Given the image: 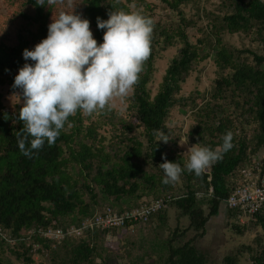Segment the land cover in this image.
Segmentation results:
<instances>
[{
	"label": "trees",
	"instance_id": "16d2710c",
	"mask_svg": "<svg viewBox=\"0 0 264 264\" xmlns=\"http://www.w3.org/2000/svg\"><path fill=\"white\" fill-rule=\"evenodd\" d=\"M14 1V18L0 30V85L13 84L19 69L26 62L32 63L24 60L23 50L33 49L46 38L52 17L61 9L73 11L66 3L47 8L35 0ZM160 1L168 10L164 18H155L152 4L146 0H74V11L90 21L98 43L105 30L97 27V18L106 20L110 12H140L154 22L151 55L127 107L131 120L122 125L119 133L111 134V141L106 143L99 132L106 123V114L96 121L77 111L68 118L53 145L45 143L29 158L21 153L17 142V137L23 135V123L17 119L22 106L7 109L0 94V264H12L5 251L14 254L13 264H117L116 259L125 257L130 261L137 247L134 236L145 232L155 218L164 222L171 205L179 211L177 220L188 217L187 226L181 228L177 223L163 238L155 234L150 239L145 234L138 241H150L146 248L141 246L140 261L207 264L196 240L205 235L209 218L219 212L235 189L237 184L231 178L259 151L264 165V1L221 0L222 13L207 17L205 27L184 16L181 6L189 0ZM193 26L199 35L191 40L187 29ZM234 33L249 34L258 48H236L225 39V34ZM175 43L178 49L152 95L148 85L153 79L154 61ZM208 57L217 68L216 78L212 90L202 98L203 105L194 113L197 124L191 128L190 141L215 149L230 131L233 147L201 176L185 169L175 183L164 184L159 165L166 159L183 168L188 159L180 155L176 146L170 148L158 140L163 133L172 146L176 144L179 137L167 119L177 106L196 105V95H181L182 85L194 66ZM209 187L213 190L210 195ZM167 194L174 198L168 207L139 224L86 230L83 236L60 243L43 239L36 232L30 241L39 249L33 252L22 239L23 231L48 227L66 230L79 226L106 206L122 212L138 207L143 197L158 199ZM226 212L228 218L234 219L230 225L235 231L242 235L255 231V236L251 244L226 254L219 264H240L245 252L251 264H264V209L247 218L245 224L235 221L237 211ZM109 234L117 236L118 242L125 240V246L108 247L104 240ZM108 253L116 257L113 262L108 260Z\"/></svg>",
	"mask_w": 264,
	"mask_h": 264
},
{
	"label": "clouds",
	"instance_id": "9594fccd",
	"mask_svg": "<svg viewBox=\"0 0 264 264\" xmlns=\"http://www.w3.org/2000/svg\"><path fill=\"white\" fill-rule=\"evenodd\" d=\"M35 3L47 8L66 3L73 11L61 9L52 17L46 38L33 49L23 50L24 60L32 63L26 62L14 77L13 87L21 89L23 96L17 117L23 123V135L17 142L21 153L29 158L45 143L53 145L77 111L93 115L111 106L114 98L123 99L132 92L151 55L154 27L153 20L140 12H110L106 20L97 18V27L105 30L98 43L90 21L74 11V0ZM169 140L161 133L158 141ZM232 140L229 131L215 149L190 146L183 168L165 159L159 165L164 172L162 182L175 183L185 169L201 176L233 147Z\"/></svg>",
	"mask_w": 264,
	"mask_h": 264
},
{
	"label": "rangeland",
	"instance_id": "374dc122",
	"mask_svg": "<svg viewBox=\"0 0 264 264\" xmlns=\"http://www.w3.org/2000/svg\"><path fill=\"white\" fill-rule=\"evenodd\" d=\"M146 1L152 4L153 15L155 18H157L158 16L164 18L165 15L168 14L166 5L160 0ZM220 2L221 0H189L181 7L184 11V16L187 19L192 18L194 20H197L198 25L205 27V24L208 22L207 17L222 13ZM16 8L17 3L14 0H0L1 31L7 26L8 22H10L11 19L14 18V12ZM187 32L191 40H194V38L199 35L195 26L189 27L187 29ZM225 39L238 49L245 47H249L252 49L258 48L257 45L253 41H251L250 35L246 33L225 34ZM177 49L178 45L177 43H175L173 46H170L162 51L160 55L155 59L153 79L148 85L152 95L156 92L162 75L171 57L176 53ZM216 69L217 68L214 65L212 57H208L194 66L190 75L182 85L181 95H196V105L194 106L189 104L186 107L177 106L171 110L169 118L167 119L169 127L174 131V135H177L179 137L174 146H172L171 143L168 142V147L174 148L176 146V150L180 153V155H182L184 159L189 158L190 152L187 150L190 146L200 147L199 145L190 141V132L191 128L197 124L194 113L200 106L203 105V96L207 95L214 86ZM21 92L22 90L14 88L13 84L7 83L4 85H0L1 101L9 110L15 108L17 104H19L20 106L23 105V96ZM130 95L131 93L123 99L114 98V100L111 102V106L106 107L104 110L98 111L93 115H90V120L96 121L102 119V113L107 115L106 123L99 128V132L106 138V143L112 140V137H110L112 136L111 134H113L114 132L119 133L123 128L122 125L125 122L131 120L127 115V107L130 101ZM90 120L88 119L86 121L89 122ZM250 133V129H248L247 134L249 135ZM253 159L263 160L261 151H259L256 156H252L250 158V161ZM197 197L201 196L198 194ZM226 209L227 208L224 206V204H222L220 206L219 212L209 218L205 227V235L202 238H198L196 240V246L201 251H203L204 255L207 258V264H219L226 254L236 252L237 249L243 248L242 246L251 244L252 239L255 236V231L245 233L244 235L239 234L237 231H235L230 225L234 221V219L232 221L230 218H228ZM178 212L179 211L176 210L173 205H171L166 210L167 214L166 220L164 222H160L156 218L150 221V223L148 224V226H150H147L145 232L139 231L138 234L134 236V239L136 240L135 244L137 245V247L132 250L134 258L130 259V261L126 260V257L120 259L118 258L116 259L118 260L117 264H145L144 259L143 262L140 261V254L142 253L141 250L142 247L148 245V242L153 235L157 234L159 235V237L163 238L164 236H166V234L169 233L168 231L171 232V230L177 223H179L181 228L187 226L188 217L182 216L179 220H177L176 216L178 215ZM235 221H240L241 224H245V222H247V217H243L241 218V220H238L237 218L235 219ZM161 233H163V235ZM145 234H148L150 239H146L147 241H143L141 244L138 240L142 239ZM104 244H106L108 247L115 248L116 246H120L123 248V246H125V240L121 243L118 242L117 236H106ZM149 249L155 250L154 248ZM13 255L14 254H12L11 252L5 251V256L11 260L12 264L15 263V256ZM107 256L108 260H110L111 262H113V259L116 258L110 253H108ZM33 257L37 262H40V258L38 257V255H34ZM240 264H251V258L247 252L241 254Z\"/></svg>",
	"mask_w": 264,
	"mask_h": 264
},
{
	"label": "built area",
	"instance_id": "2783aa9c",
	"mask_svg": "<svg viewBox=\"0 0 264 264\" xmlns=\"http://www.w3.org/2000/svg\"><path fill=\"white\" fill-rule=\"evenodd\" d=\"M231 180L234 183L236 182L237 185L226 200L223 201V204L227 209L238 212V220H241L243 217L250 218L252 215L264 209V165L262 160H251L247 166L238 169L236 176L232 177ZM212 191V187H209L208 194L210 195ZM172 199L174 198L170 194L159 197L158 199L143 197L138 207L122 212L115 211L111 207L106 206L91 216L86 217L79 226H70L66 230L60 227L38 228L37 230L30 229L22 232V236H24L22 239L27 241V246H31L33 252L39 249L37 243L30 241L31 236L36 232L43 239L60 243L66 238L81 237L86 230L120 229L130 222L139 224L140 222L147 221L156 212L158 213L166 209ZM107 236L111 235L109 234Z\"/></svg>",
	"mask_w": 264,
	"mask_h": 264
}]
</instances>
